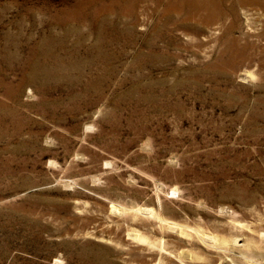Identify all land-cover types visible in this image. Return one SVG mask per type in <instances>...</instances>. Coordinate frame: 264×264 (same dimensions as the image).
Returning <instances> with one entry per match:
<instances>
[{"label":"rangeland","instance_id":"rangeland-1","mask_svg":"<svg viewBox=\"0 0 264 264\" xmlns=\"http://www.w3.org/2000/svg\"><path fill=\"white\" fill-rule=\"evenodd\" d=\"M0 264H264V0H0Z\"/></svg>","mask_w":264,"mask_h":264}]
</instances>
